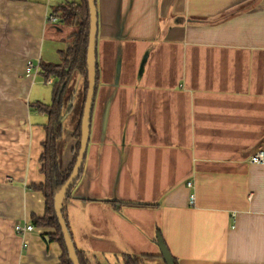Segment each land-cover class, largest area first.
<instances>
[{"label":"crops","instance_id":"0c3cea01","mask_svg":"<svg viewBox=\"0 0 264 264\" xmlns=\"http://www.w3.org/2000/svg\"><path fill=\"white\" fill-rule=\"evenodd\" d=\"M66 1L80 0H0V264L59 263L52 228L14 225L44 212L29 185L44 181L46 117L29 103L51 95L24 68L59 62L75 27L45 18ZM94 2L98 83L63 201L84 263L165 264L158 229L178 264H264V161H248L264 155V0ZM78 115L61 118L62 168Z\"/></svg>","mask_w":264,"mask_h":264},{"label":"trees","instance_id":"16d2710c","mask_svg":"<svg viewBox=\"0 0 264 264\" xmlns=\"http://www.w3.org/2000/svg\"><path fill=\"white\" fill-rule=\"evenodd\" d=\"M51 12L57 15L59 23L64 26H73L75 30L69 35V45L67 48L60 50L59 62L39 64V72L43 82L49 83L51 86L50 102L29 103L31 109L42 112L46 117L43 123L44 138L41 142V153L39 155L40 172L44 175V181L39 184L29 185V188L32 190H37L42 193L44 197V212L42 216L31 215L30 221L34 226L53 229L52 233L47 234V238L49 241H56L61 248L58 264H72L68 258L63 237L54 214L53 198L55 193L69 177L79 149L80 120L87 91L86 50L88 44L89 11L87 1L80 0L77 3L66 1L55 5L51 8ZM74 76L80 79L83 97L82 104L79 108L77 123L71 132V138L74 140L72 157L67 165L62 168L58 161V144L63 134L61 116L65 106L73 102L74 93L72 95L69 83L72 78H75ZM97 83L98 67L96 65V87ZM71 108L72 104L69 107V111H71ZM82 168L80 173L82 172ZM72 187L73 185L67 191L64 199L70 194ZM62 216L67 225V220L63 212V204ZM75 251L79 264H85L80 251L76 248ZM125 260L126 264H138L136 258L131 256H126ZM173 261L174 264H178L174 258Z\"/></svg>","mask_w":264,"mask_h":264},{"label":"water","instance_id":"95a60500","mask_svg":"<svg viewBox=\"0 0 264 264\" xmlns=\"http://www.w3.org/2000/svg\"><path fill=\"white\" fill-rule=\"evenodd\" d=\"M89 11V31H88V44L86 50V72H87V91L85 95V101L82 107V114L80 120V137H79V149L75 158L74 165L71 173L60 189L55 193L53 198V209L56 216L62 237L64 246L68 255V258L72 264H79L78 257L76 255L75 246L72 241L71 235L67 228L66 222L62 216V204L63 199L79 176L80 170L83 166V161L87 151V145L89 140V129L91 110L93 106L95 88H96V36H97V12L95 9L94 0H86ZM74 90L72 91V95ZM71 102L68 103L70 107ZM62 118V117H61ZM155 243L159 249V253L165 264H174L173 257L169 253L158 229L155 230Z\"/></svg>","mask_w":264,"mask_h":264},{"label":"built area","instance_id":"2783aa9c","mask_svg":"<svg viewBox=\"0 0 264 264\" xmlns=\"http://www.w3.org/2000/svg\"><path fill=\"white\" fill-rule=\"evenodd\" d=\"M46 21L47 22H57L58 18L57 15L54 14H48L46 16ZM39 71V65L38 63H33L31 60H27L25 62V68H24V74L25 75H29L31 73H35ZM249 162L252 163H261L264 161V155H263V151L262 150H256L252 155H250ZM187 186L190 187L191 186V182L187 181ZM194 201V195L190 194L188 197V202L189 204H192ZM34 229L33 225L31 223H16L14 225V230L17 234H25L26 232H30Z\"/></svg>","mask_w":264,"mask_h":264},{"label":"rangeland","instance_id":"374dc122","mask_svg":"<svg viewBox=\"0 0 264 264\" xmlns=\"http://www.w3.org/2000/svg\"><path fill=\"white\" fill-rule=\"evenodd\" d=\"M48 39L49 38H46L45 41H44V48H47L49 46L48 45L49 44V40ZM51 46L52 45H50L49 50L51 49ZM50 54L53 56V58H54V56L57 57V54H55V53H50ZM56 60H58V57H57ZM56 60H54V61H56ZM77 76L76 77L74 76L75 78H72V80L69 83L70 90L71 91L74 90V96H73V100H72L73 102H71V104H72L71 111H69V107L67 108L68 105H66L65 108L62 110V116H61L62 118L66 114H70L72 116L75 112L77 113L79 111L78 109L80 108V106L82 104L83 95H82V91H81L80 79ZM49 85L50 84H47V83L43 82L41 84L35 85L33 90H35V92H36V90L40 88L42 90V92L44 93V95H46L45 96L46 98H44V99L49 101L48 95L50 94V87H51V86L49 87ZM69 93H70V91H69ZM34 95H35V93H33V94L31 93V98L32 99H34V97H35ZM67 120L68 119H65V121H67ZM65 123H67V122H65ZM59 152L61 154L62 150H59ZM161 259H162V257H161Z\"/></svg>","mask_w":264,"mask_h":264}]
</instances>
